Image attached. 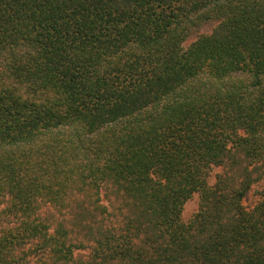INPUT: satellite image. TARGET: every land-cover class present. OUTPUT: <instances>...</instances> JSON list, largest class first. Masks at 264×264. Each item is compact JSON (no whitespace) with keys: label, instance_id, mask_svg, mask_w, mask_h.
<instances>
[{"label":"trees","instance_id":"obj_1","mask_svg":"<svg viewBox=\"0 0 264 264\" xmlns=\"http://www.w3.org/2000/svg\"><path fill=\"white\" fill-rule=\"evenodd\" d=\"M0 264H264V0H0Z\"/></svg>","mask_w":264,"mask_h":264},{"label":"rangeland","instance_id":"obj_2","mask_svg":"<svg viewBox=\"0 0 264 264\" xmlns=\"http://www.w3.org/2000/svg\"><path fill=\"white\" fill-rule=\"evenodd\" d=\"M215 27V24L212 23H208L205 24L202 28V31L207 32V33H211L213 31V28ZM197 39L196 34L192 35L189 40L186 42L185 47L188 48L195 40ZM219 169L214 168L213 170V175L211 178V183L215 182V176L218 173ZM261 188V185H257L255 186L251 192L249 193L247 199L245 200V205L250 207V206H254L257 202L258 199V191ZM199 197L198 195H195L189 202H187V204L185 205V209L183 212V216L184 219L187 221L189 220L194 213L198 210L199 207Z\"/></svg>","mask_w":264,"mask_h":264}]
</instances>
